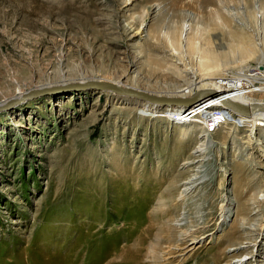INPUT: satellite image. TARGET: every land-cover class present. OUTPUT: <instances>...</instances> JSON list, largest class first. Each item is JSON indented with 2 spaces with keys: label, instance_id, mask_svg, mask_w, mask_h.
I'll use <instances>...</instances> for the list:
<instances>
[{
  "label": "rangeland",
  "instance_id": "374dc122",
  "mask_svg": "<svg viewBox=\"0 0 264 264\" xmlns=\"http://www.w3.org/2000/svg\"><path fill=\"white\" fill-rule=\"evenodd\" d=\"M206 53L239 90L264 0H0V106L53 90L0 112V264H264V122L85 86L179 96Z\"/></svg>",
  "mask_w": 264,
  "mask_h": 264
},
{
  "label": "bare ground",
  "instance_id": "6f19581e",
  "mask_svg": "<svg viewBox=\"0 0 264 264\" xmlns=\"http://www.w3.org/2000/svg\"><path fill=\"white\" fill-rule=\"evenodd\" d=\"M186 31L187 30H185V28H184V30L182 32V35H183L184 38L186 37ZM202 57H203V60H202ZM202 57H200V60H202L200 62V65L202 64L201 65V67H202L201 72L195 71V72L192 73L194 80H192L190 82V85L188 86V88L182 90V91H187L188 90V92L185 93V94L179 95V96H188V95L190 96L194 91L202 90V89H205V90L206 89H215V90H218L223 96L229 97V98H231V99H233V100H235V101H237L239 103L247 104V103L255 102V100H253V99H256L255 95L247 94L245 91H243V89L240 88L241 87L240 86L241 85V79H242L241 78L242 77L241 74L238 77L235 78V80H238L237 84H238L239 90H237V91L228 88L227 87V83L225 85V84H222V83H219V82H213V81H211L212 79L209 80V78L206 77V75H208V74H204L205 71H207V72L212 71V70L215 71L217 68H219L220 65L217 64V60L215 59L214 55L206 53ZM112 83H115L116 85H119V86H122V87H130L132 89H137L134 86H130L128 84H124L122 81H117V82H112ZM65 84H67V83H65ZM41 88H45V87L43 86V87H40L38 89H41ZM100 91L111 92V93H114L115 95H118V96L128 97V98H131V99L133 98L135 100H139V101H142L144 103H149L151 105H156V106H165V107H169V108H182V107H184V106L161 105L159 103H155V102H151V101H148V100L135 98V97H132V96H129V95L119 94V93H117L115 91H112V90L102 89ZM152 94H154V93H152ZM26 95L24 96V92H22L20 90L16 91V94L12 97L13 99L11 100L13 102V105H15L16 103H19L20 101H24V99L26 100V98H25ZM250 98H252V99H250ZM9 103H11V102L9 101ZM1 104H5V101H3V103H1ZM197 105H198V107H201V106L203 107L204 106L203 108H206L208 106H217V107L218 106H222L221 108H223L224 104H223L221 98H217V97L215 98V97H212V96H203L197 102L196 106ZM196 106H193V107L196 108ZM8 109L0 108V112L8 110ZM188 110L189 109L184 110L181 113L179 112V110L174 111V113H173L174 120L178 121V118H180L182 120L183 118H181V114H183L184 112H186ZM230 112L235 113V114H237L239 116H242L244 118H250L255 124H257L258 122H264V111H261V110L256 111V112L252 113L249 116L238 114V113H236V112H234L232 110ZM231 115L233 116V114H231ZM182 121L186 122V123H189V124H191V123L192 124H200L203 127V129H206L202 122L199 123V121H198V123H197V121L196 122L195 121H185V120H182ZM232 122H233V120L230 123H232ZM233 124H235V123H233ZM213 129H215V127ZM202 150H204V149L199 148L197 151L198 152H200V151L202 152ZM262 150L264 151V149H262ZM263 155H264V153H263ZM187 184L189 185V187L185 188L186 191H189V190H191V188L195 187V183H194L193 180H189V182ZM190 237H192V235H190L188 233L187 237L185 238L186 242L188 243V247L186 246L188 248V251L192 250L194 248V246L196 245V243L198 242L197 238L193 237L192 239H190ZM241 263H243V260L236 261L234 264H241Z\"/></svg>",
  "mask_w": 264,
  "mask_h": 264
},
{
  "label": "water",
  "instance_id": "95a60500",
  "mask_svg": "<svg viewBox=\"0 0 264 264\" xmlns=\"http://www.w3.org/2000/svg\"><path fill=\"white\" fill-rule=\"evenodd\" d=\"M85 86L93 88V89H106L112 90L119 94L129 95L135 98L148 100L151 102L159 103L161 105H171V106H184V107H191L193 104L198 102L201 97L203 96H212L221 98L224 106L238 114L249 116L256 111H264V102L255 101L247 104L239 103L229 97L223 96L218 90L215 89H202L195 91L190 96H166V95H157L148 93L146 91L132 89L130 87H122L112 83L111 81L103 80V81H96L90 80L87 81ZM52 89L49 88H42V89H34L31 90L27 95V98L36 97L42 94H46L52 92ZM25 100V99H24ZM13 105V102L6 103L5 106H0L2 109H8Z\"/></svg>",
  "mask_w": 264,
  "mask_h": 264
},
{
  "label": "built area",
  "instance_id": "2783aa9c",
  "mask_svg": "<svg viewBox=\"0 0 264 264\" xmlns=\"http://www.w3.org/2000/svg\"><path fill=\"white\" fill-rule=\"evenodd\" d=\"M241 76L242 79L240 88L247 94L255 95V101L264 102V63L262 65L250 66L242 70ZM196 104L197 102L187 108L189 109L188 111L181 114V118H183L182 120L197 121V123L199 121V123H203L207 130H213L214 127L216 128L225 123H230L233 118L230 112L231 110L226 108L224 105L223 108H212L210 117L206 118L207 114H202L198 111L204 106L198 107ZM193 106H196V108ZM187 109L182 108L179 112L181 113Z\"/></svg>",
  "mask_w": 264,
  "mask_h": 264
}]
</instances>
